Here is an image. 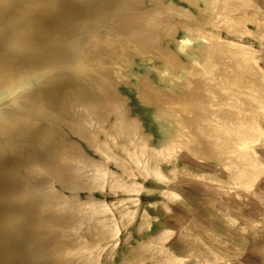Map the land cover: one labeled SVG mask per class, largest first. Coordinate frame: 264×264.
I'll list each match as a JSON object with an SVG mask.
<instances>
[{"label": "rangeland", "instance_id": "rangeland-1", "mask_svg": "<svg viewBox=\"0 0 264 264\" xmlns=\"http://www.w3.org/2000/svg\"><path fill=\"white\" fill-rule=\"evenodd\" d=\"M110 1L107 3L114 6L113 0ZM119 1L123 4V0H118L117 5L121 4ZM142 1L144 3L141 2L140 6L137 7L138 11L147 14V16L148 13L146 12H149L150 16L155 19L153 32L143 34L144 38H148L149 35L155 33V38H153L151 43L149 41H147L148 43L145 42L147 43V49L145 48L144 52L146 55L143 54V56L140 52L133 49L132 39L128 40L130 44H128L127 39H124L127 43H124L123 39H120L121 41L117 43L115 42L116 44L111 43L114 47L118 45L117 49L121 48L120 53L122 52L121 68L117 74L118 78H115V81V74L110 81L114 83L110 86V90L114 91L117 89L114 96L119 97L117 101L121 108L117 101H115L116 105L110 103L111 109L109 105L106 106L108 110L107 108L101 109L102 112L100 111V114L96 113L99 108L94 107L92 108L93 114L105 115L104 121L99 127L90 128L89 124H83L79 127L77 126V129H69L72 126L74 127V125L66 123H72L71 119L67 117L75 112V110H71L70 98L73 99L77 93L75 92L76 94L73 97H71V92L74 90L65 93V90L70 87L69 85H67V88H58L59 90L55 88L56 90H51L54 91L53 93L50 91L47 93L51 94L49 95L51 99L54 98L53 95L61 97L64 94L66 96H62L64 99L61 98L58 103L57 100H52L53 103L51 105L53 104V107L43 109V111H47H44L46 115L50 114L51 116L45 117L40 124L42 125L43 123L44 127H48V124L51 126L54 123L51 126V130H54L56 128L55 124L59 120L57 128H61L63 131L56 128L58 132H55V130V133L51 132V137L58 139L57 135L58 137L61 136L65 142L69 140L79 142L78 144L80 145L78 147L82 148L84 153H87V156L82 159V166L77 170L70 168L71 166L69 167V165L57 168L58 171L54 169L55 173L50 180L47 179L51 175L48 174L49 169L46 168L38 173L40 179L36 173L30 174L31 181L40 184L38 188L36 187L37 189H32L33 198H31L33 200L29 198V201L22 203L24 201L23 197V200L21 198L16 199L17 201H22L24 209L33 202L27 207L32 210L26 211V208L24 212H29L27 215L38 221V215L41 216V214L37 215L39 210L33 209L37 207L35 200L39 198V195L43 196L42 193L44 191L42 192V190L49 188L48 192L51 195H57L56 197L58 198V200L56 197L55 199L51 198V195L45 197V200L49 201L48 205L51 209L57 211H55V214L53 212V214L57 216L59 214L62 218H68L71 215L76 216V219H73V216L66 219L69 224H66L67 221L65 219L63 220L66 223L61 222L60 224L59 221L63 220L58 216L61 218L57 222L58 225L56 227L51 226L46 231L37 228L38 225L33 226V230H39L34 232V234L31 229L32 236L35 235L37 237V234L41 235L42 232H46L43 238L40 235L38 236L37 241H40L37 243L41 245V248L35 249L36 251L27 249L31 243L30 240L21 241L22 248H26L23 250V255L31 256L33 253H43V256L45 255L39 260L40 262L38 261L39 264H51V262L56 264L53 263L54 261L59 262L58 264H182L181 260L172 253V245L166 236L169 232L164 231L165 228L169 227V223H172L171 220L174 217L182 215V205L177 200L178 204L174 205V202H176L175 198L186 193L191 196V200L188 201L189 204L193 203L202 211V198L212 199L208 202L210 207L214 203L215 197L241 201L245 195L252 191L264 192V0H197L196 4L198 6L185 0ZM93 5L91 10H87L86 7L84 11L83 8V11L81 9L76 13L79 16H74L71 18L72 20H69L73 22L72 24H75L76 20H78L77 17H80L79 21L82 17L87 19L86 21L82 19L81 23L77 22V27L81 26L80 28L83 29H81L83 32L78 39L84 37L85 31L92 27L88 26L92 24L95 25H93L95 30L96 27L102 29L98 28L96 30L100 39L101 36L105 38V35L112 32V30L118 34L119 31L117 32V30L120 29L122 31L123 29L119 27L124 20L123 17L128 15L129 12L136 10L130 5L129 8H126L127 11L130 9L128 12L125 10L111 13L117 15L119 12L118 16H120L118 17L116 15L111 16L110 13H101L95 10L97 5L95 4V8ZM153 6L157 10L156 12H154ZM92 7L94 8L93 11ZM94 12L96 13L94 14ZM90 13L97 17L101 16L99 19L102 22L98 23L99 19L94 15L89 16ZM82 14L84 16H81ZM85 15H88L92 20L89 19L88 21V16L85 17ZM105 16L107 17L105 18ZM96 19L98 20L96 21ZM69 21L68 23L70 24L71 22ZM114 21L116 24L118 22V25L114 24ZM106 22L111 23V25H107ZM95 23H98V25ZM147 23H150V21H147ZM115 25L119 28H115ZM195 25L201 28H197ZM192 32L194 34H191ZM183 34L194 38L190 45L184 49L179 48L176 44L177 39ZM190 47L193 51L192 56L197 62L194 61L192 63L191 58L185 55L186 50ZM207 49H211V53L214 52L213 55L210 54L213 57L216 56V59L213 57L211 59H215L218 62H206L203 59ZM166 53L169 56L179 58L177 64L181 67L177 68V65L168 67L166 63L171 64L173 59H166ZM222 55L225 60L223 58L220 59ZM198 59L201 60L199 61ZM222 64L225 67L227 65L225 71L219 66H222ZM105 66L107 67V65ZM218 66L222 71L219 70ZM106 67H104L105 70L109 69V66ZM199 73H202L201 76L203 78L200 75L201 78H198ZM207 73L210 74L206 75ZM204 75L208 77L205 78ZM226 75L230 78L226 77ZM192 79H195V81H192ZM197 79L200 81H196ZM203 79L208 83H204ZM225 81H228V83ZM196 82H201L199 87L201 86L202 90L197 88ZM204 85H207V87L205 86V88ZM19 86L21 85L14 86L11 90L10 87L9 90L4 88L3 90L6 91H0V110L9 106L14 98L19 95L18 91L22 87ZM229 89L233 90H230V92ZM82 90L80 92L84 93L85 90ZM148 92L149 94L146 95ZM247 92L249 93L246 94ZM91 94L93 95L94 93L92 92ZM95 94L97 93L95 92ZM163 94L166 95L164 96ZM9 95L11 98H9ZM160 95H163L164 98H161ZM174 96L177 97L174 104L177 105L178 100H181V98L183 99V104L179 102L182 105L178 104L172 107L173 100L170 103L169 101L172 97L175 100ZM4 97L6 98L5 102L9 101L10 103L3 104L5 103L3 102L5 100ZM46 97L47 100L50 99L48 96ZM165 97L171 98L167 99L169 101L166 102ZM65 98L67 102L70 100V104H66ZM159 98L163 101L161 102ZM64 100L65 102L62 103L61 101ZM164 102L170 104L169 108ZM61 105L65 106L66 109L62 108L63 106ZM116 106L120 109L118 110ZM57 109L58 112H56ZM112 109L114 111L117 109L115 114ZM50 112H53L54 117ZM119 112L125 119L124 127L127 125L124 132L122 130L123 135L121 132L119 133L121 131L119 129L120 120L117 119L118 125L115 123V115L119 116ZM61 114L62 116H59ZM56 115H58L57 118L59 119L51 120L52 117L56 118ZM80 115H83V113L80 112L78 116ZM60 120L66 124H63ZM175 121H177V124ZM173 127H175V131ZM53 134H55V137ZM86 136H91L92 139L87 142L83 141ZM36 144L40 145L41 143L36 142ZM42 144L43 146H41H45V149L51 147L50 142H42ZM48 150L52 151V149ZM241 156L242 158H240ZM26 159L25 163L27 164L29 159L28 157ZM29 161L32 162L31 160ZM247 164L249 165L246 166ZM22 170L24 171V167L21 166L18 175L26 172V169L24 172ZM229 170L232 172H229ZM28 172L24 174L25 176L22 174V177L17 178V182L18 180L19 182L25 180ZM44 181L47 183L45 184ZM20 183L26 185L24 181ZM72 183L73 185H71ZM37 193L39 195H36ZM261 195L255 197L254 200L257 207L264 208V195ZM50 198L53 200V202L51 200V204L50 200H47ZM61 199L65 201L62 202ZM13 203L15 202L13 201ZM53 203L59 204L57 205L58 208H55L56 205ZM52 204L54 205L53 207ZM31 206L32 208H30ZM60 206L61 208H59ZM48 207L43 208L44 211L47 210L46 213L50 212ZM72 208L74 211L71 210ZM212 208L215 210V207ZM67 211L69 212L67 213ZM46 213L42 212V215L48 220L50 217V221L55 217ZM77 215H80V219H77L79 217ZM179 223H181L180 220ZM182 226L180 227L182 228ZM71 228L73 230L79 229L77 232L75 230L76 234L84 237L81 238L76 234L74 236L73 233L75 232ZM50 230H55L57 233ZM58 230H61V233ZM62 231H66L69 236ZM70 231L72 233H69ZM15 234L21 236L23 232L16 231ZM46 235H48V242L52 243L46 242ZM35 237L34 239L36 240L37 238ZM44 238V245L50 244L49 247H51L49 250L47 248V253L45 249L48 245L44 250L42 249L44 248ZM67 240L71 242V247ZM52 248L53 250L50 252ZM70 258L73 259L70 260ZM63 259L65 260L63 261ZM16 264L21 263L16 262ZM185 264H202V259Z\"/></svg>", "mask_w": 264, "mask_h": 264}, {"label": "bare ground", "instance_id": "bare-ground-1", "mask_svg": "<svg viewBox=\"0 0 264 264\" xmlns=\"http://www.w3.org/2000/svg\"><path fill=\"white\" fill-rule=\"evenodd\" d=\"M108 1H110V0H107V1L106 0H0V91L3 92L6 90H9L10 87H11L10 88V90H11L14 86H18V85L22 86V87L19 86V87H21L20 89L17 88V89H19V91H18L19 95L18 96L15 95L17 97H15L16 99L14 98V100L11 103L9 101L5 102L6 96L4 97L5 100L3 102H5V103H3V104H7L9 102L10 105L7 107H4L3 109L0 110V264H16V262H20L21 264H36V263H38V261L41 260L45 255L43 256V253H41V254L40 253H33V255H31V256L30 255H23L22 254L23 250H25L26 248H22L21 241L23 242L27 239L31 241L30 245L27 248L28 250L32 251L35 249H40L41 245L39 243H37L40 241V240L37 241L38 236L40 234L36 233L38 235V236L36 235L37 237H35V235H33L35 238H37L35 240L31 234V231L33 230L32 227L35 225H38L37 228H39L42 231H46L47 228H49L51 226L56 227L58 225L57 222L59 221V219L61 220V218H62L61 216H59V214H58V216L61 218H59L57 215H54L57 211L55 210L56 211L55 212L54 209L52 210L51 207L48 205L49 201L47 202L45 200V197H47V195L48 196L51 195L50 192H48V189H49L48 187H44V188H48V189H44V188H43L44 190L41 189L42 192L44 191V193H42L43 196H40L38 193L36 194V195H39L38 196L39 198H37L35 200L36 206L38 208L34 207L33 209L36 208V210H39V212H37V215L41 214V216L38 215L39 220L35 221L34 218L32 219L30 216L27 215L29 212L28 213L24 212V210L28 206H30L33 202L30 205L26 206L25 209L23 208L22 203L29 201L28 199L32 197V189L35 190L34 188H36V187L38 188V186H40V184H38V182L31 181L30 174L32 175V174L36 173V175H38V173L40 171H42L46 168V169H49L48 174H50L51 176H49L47 179L50 180V178L53 177L55 170L58 171L57 168H62V167H64L63 165H69V167L71 166L70 168H75V170L79 169L82 166V159H84L87 156V153L86 152L84 153L82 148L78 147V145H80V144H78L79 142L78 143L75 141L73 142V140L72 141L69 140L70 142L69 141L65 142V141H63L64 139H62L61 136L58 137L57 135H56V137L58 139L51 137L52 133H55L56 131L58 132V130L61 129V128H59V129L57 128L58 127L57 124H59L58 123L59 120H57V119H59V118H57L58 115H56V118H53L54 114H55L54 108H53L54 114H53V112H50L53 114L52 115L53 119L51 118V120H53V121H54V119L57 120V124H55V127L58 130H56V128L54 129L55 132H54V130H51L52 129L51 126H53L54 123H53V125L51 124V126H50V124H48L49 125L48 127H46V126L44 127L43 123H42V125L40 124L41 121L44 120L45 117L48 118L51 116L50 114L46 115L44 113L45 110L43 111V109L47 108V107L48 108L53 107L52 106L53 104L51 105V103H53L52 100H54V101L57 100V103H58V101L61 100L62 96L63 97L66 96L64 94L62 96L57 94L58 96H61V97H57L56 95H55L56 96L55 97L53 95L54 98L51 99L49 97V95H51V94H47L48 91L53 93L54 91H51L52 89L56 90L55 88L61 89L63 87L67 88V85H69L70 86V87H68L69 90L68 89L65 90L66 91L65 93H67V91L69 92L70 90H74L73 92H71L72 94L70 93L72 95L71 97H73V95H75L77 93V95H75V97H73V99L70 98L71 101L69 100L71 105H72L71 110L72 109L75 110L74 113H71L70 116L67 117L68 119L69 118L71 119L72 123L65 121L67 124L70 123V124L74 125V127L73 126L70 128L68 127L69 129H73V128L77 129L80 125H83V124H89L90 128H97V127H99L100 124H102V121H104V118H105V115L103 116L102 113H101V115L103 117L99 116V114H100L99 112L101 111V109H106L107 105H109V108H110V103L115 104L116 103L115 101H117L119 99V97L117 98L116 96H114V94H116L117 89L114 90L115 93H114V91L110 90V88H111L110 86L113 83L110 81L112 79V76H114L115 74H116V77H114V79L118 78L117 74L119 73L120 68H121L120 65H121V59H122V57H121L122 52L120 53L121 48L120 49L118 48L119 50L117 49L118 45H115L117 47H114V45L112 46V44H114L115 42L117 43L118 41H121L122 39H123L122 41H124V39H127V41L132 39L131 41L134 44L133 49L140 52L143 55V54H145L144 52L147 49V47H146V44L148 43L147 41H149L151 43V41H153V38H155V33H153L152 35H149L148 38L143 37L144 33L153 32L154 25H155L154 24L155 19H154V17L150 16L149 12H146V13H148V16H147V14L142 13V12L140 13L138 11L137 7L140 6L141 2H143L142 0H123V4H122V2L119 1L121 3L119 5H117L118 0L117 1L113 0L114 6L107 3ZM124 1H126L127 3L126 2L124 3ZM129 1H131V2L129 3ZM185 1H187L188 3H192L193 5H197L196 4L197 0H185ZM95 4L97 5V9H95V10H97L101 13H104V14H106V13L111 14V13H115L116 11H121V12H123L125 10L127 11L126 8H129L130 5L133 8H135L136 10H133L134 12H131V13L129 12L128 15L123 17L124 20L119 25V27L123 28L122 29L123 32L120 29L117 30L119 28L118 26H116V25H118V22L116 24V22L114 21L115 22L114 24H116L115 28L118 27L116 30H117V32L119 31V33L117 34L116 31H114V30H112V32H110L111 31L110 30L109 31L110 33L106 34L105 38H104V36L103 37L101 36V39H100L96 33V30H98V28L100 29V27H98V28L96 27V30H95V27H94L95 25L92 24V25L88 26V27H90V26H92V27H90L87 31H85L86 36L84 33V37L82 36L83 37L82 39H78V37L81 36V33L83 31H81V29H82V28H80L81 26L77 27V22L81 23L82 19H84L85 21L87 19L82 17V19L79 21L80 17H77L78 20H76V17H75L76 22L73 19L75 24H72L73 22H71L69 20H72L71 18H73L74 16H77L78 14H76V13H78L81 9L83 11V8H84V11H85L86 7H87V10H91L92 5L95 8L96 7ZM93 7H92V11L94 10ZM149 9H151V8H149ZM154 9H155V7H154ZM156 11L157 10L155 9L154 12H156ZM95 13L96 12H94V14ZM110 14H108V15H110ZM118 14H119V12H118ZM118 14L117 15L114 14V15L118 16ZM90 15H91V13L89 14V16ZM93 15H91V16H93ZM100 15H103V14H100ZM114 15L111 14V16H114ZM122 15H125V14H122ZM81 16H84V14H82ZM87 16L88 15H85V17H87ZM89 16L87 17L88 21L90 19ZM94 16H96V15H94ZM100 17L101 16H99L97 18L99 19ZM106 17L107 16H105V18ZM91 18H93V17H91ZM105 18H104V20H105ZM113 18H112V21H113ZM144 18L147 20H145ZM98 19H96V21ZM101 19H103V18H101ZM90 20H92V19H90ZM118 20H119V18H118ZM68 21L71 22L70 23L71 25L68 23ZM105 21L108 22V20H105ZM147 21L148 22L150 21V23H147ZM100 22H102V21H100V19H99L98 23H100ZM98 23L97 24L95 23V24L98 25ZM108 24L109 23H107V25ZM99 25H101V24H99ZM109 25H111V23ZM83 26H84V24H83ZM195 26L197 27V25H195ZM104 27H105V25H104ZM105 28L107 29V27H105ZM199 28H201V27H199ZM111 29H112V27H111ZM100 30H102V29H100ZM191 34H194V33L192 32ZM193 40H194L193 36L183 34L182 36H180L177 39L176 44L179 48L184 49L185 47L190 45V43ZM145 42H147V43H145ZM124 43H127V42L124 41ZM128 44H130L129 41H128ZM123 46H125V45H123ZM199 48L201 49V47H199ZM200 51L202 52V50H200ZM211 51H212L211 49H207L206 54L203 57V59L206 62L212 61V63H214V62L216 63V61H217V60H215L216 56L215 57L211 56V54L213 55V53H214V52L211 53ZM192 54H193V51L191 50V47H190V48H188V50H186L185 55L190 57L191 62L193 63L195 60H194V56H192ZM208 54H210V55H208ZM199 55H201V54H199ZM165 57H166V59H173V62H171V64L166 63V65L168 67H174L176 65H177L176 66L177 68L181 67L180 65L178 66V64H177L179 58H176L174 56H169L167 53L165 54ZM212 57L215 59L214 60L211 59ZM130 58L132 59V57H130ZM221 58H223V55H222V57H220V59ZM162 62H164V61H162ZM195 62H197V61H195ZM203 63H205V62H203ZM223 63L226 64L225 62H223ZM187 64H188V62H187ZM105 65H107V67L109 66L108 67L109 69L105 70V68H104V67H106ZM219 66L224 71H225V68L227 67V65L225 67V65H223V64H222V66L221 65H219ZM219 66H218V68H219ZM228 68H229V66H228ZM211 69L213 70V68H211ZM221 69L219 68V70H221ZM122 70H124V69L122 68ZM226 70H228V69H226ZM232 71H230V72H232ZM210 73H207L206 75H208ZM120 74H122V73L120 72ZM199 75L201 76L202 73L198 74V78L200 77ZM221 75H222V73H221ZM232 76H231V78H232ZM194 77H197V76H194ZM204 77H205V75H204ZM207 77H205V78H207ZM226 77H228V76L226 75ZM228 78H230V77H228ZM204 79H203V81H204ZM198 80L199 79H197L196 81H198ZM224 80H225V78H224ZM229 80L231 81V79H229ZM115 81H116V79H115ZM192 81H195V79H192ZM206 82L204 81V83H206ZM225 82L228 83V81H225ZM200 84H201V82L197 83V85H196L197 88L201 87V86L199 87ZM207 85H204V87L205 86L207 87ZM112 87H114V86H112ZM4 88H7V89L3 90ZM197 88L195 87V89H197ZM82 89L85 90L84 93L80 92V90H82ZM200 89L202 90V88H200ZM200 89H198V90H200ZM225 90H226V86H225ZM230 90H233V89H229V91ZM60 91H62V90H60ZM88 91H90V92L88 93ZM92 92L94 93L93 95L91 94ZM95 92L97 94H95ZM149 92L146 95H148ZM248 93L249 92H247L246 94H248ZM10 95H9V98H11ZM96 95H98V96L94 97ZM163 95L162 96L160 95L161 98H164ZM46 96H48L51 100L50 99L47 100ZM117 96H119V94H117ZM7 97H8V95H7ZM174 97H175V100L173 99V97L172 98L171 97H165L166 102H168L169 100L167 101V99H170V98L171 99H170L169 103L171 102V100H173V104H171L172 107H174L173 105H176V104H174V101H176L177 97L176 96H174ZM66 98L68 99V97H66ZM66 98H65V100H66ZM161 98H159L160 101H161ZM62 99H64V98H62ZM178 99H179V97H178ZM65 100L61 101V102L64 103ZM102 100H103V102H102ZM179 100H178V104H180L179 102H181L183 104V102H182L183 99L181 98V100L180 101ZM0 101H1V99H0ZM69 101L67 102V100H66V104L67 103L70 104ZM166 102H164V104L165 105L167 104L166 106H168V108H169L170 104H168ZM117 104H119L118 101H117ZM161 104H163V103H161ZM182 104H180V105H182ZM63 105H61V106H63ZM149 105H151V104H149ZM57 106H58V104H57ZM57 106H56V108H57ZM94 107L99 108L98 111L96 112L99 114H96V113L93 114L92 113V108H94ZM113 107H115V106L113 105ZM119 107H120V104H119ZM62 108H65V106H63ZM120 108H118V110ZM61 110H63V109H61ZM107 110H108V108H107ZM115 111H117V109ZM115 111L113 110L112 112H114V114H115ZM45 112H47V111H45ZM56 112H58V109L56 110ZM61 112H64V111H61ZM80 112L83 113V115L78 116V114H80ZM104 112H105V110H104ZM116 113H118V112H116ZM66 114H64V115H66ZM119 114H120V112H119ZM67 115H69V114H67ZM59 116H62V114ZM115 119H116V121H115L116 125L119 124V123L117 124V122H118L117 119L120 120V123L122 124V125L119 124V127H120L119 129L121 130V131H119V133L121 132V134H122L125 130V127L127 126L126 125L124 127L125 119L122 116V114H120L119 116L115 115ZM46 121H47V119H46ZM60 122L63 123L62 120H60ZM175 122L177 124V121H175ZM49 123H51V122H49ZM66 123H63V124H66ZM116 127H118V126H116ZM173 129L175 131V127H173ZM122 130H123V132H122ZM72 132H73V130H72ZM53 135L55 137V134H53ZM47 137H49V138L47 139ZM78 138H80V137H78ZM84 139L85 140H83V141L87 142V141H90L92 139V137L86 136ZM36 142H40L41 144L38 145L39 143L36 144ZM42 142L43 143L50 142L51 147L48 145L50 147L48 149H52V151L45 149L44 148L45 146L42 147L43 146ZM182 146H184V145H182ZM46 148H47V146H46ZM27 157L29 160L32 161V162H30L28 160L27 162L30 164L32 163V165L25 163L26 162L25 160H27L26 159ZM240 158H242V156ZM238 161L240 162V160H238ZM246 162H247V160H246ZM248 165L249 164H247L246 166H248ZM21 166L24 167V171H25V169H26V172L29 171L27 173L28 175L25 177V180H23L26 185L20 183L23 181L19 182V180H18V182H17V178L22 177V174H23V176H25L24 174H26V172H25V173L18 175L19 174V168ZM238 167H239V165H238ZM247 169H249V168H247ZM246 171H248V170H246ZM229 172H232V171L229 170ZM38 176L40 179V175H38ZM65 178H67V176H65ZM71 178H70V180H71ZM42 181H40V182H42ZM46 183L47 182H45V184ZM45 184H44V186H45ZM71 185H73V183ZM51 187H52V185H51ZM53 195L54 194H52L50 197L55 199V197L57 195H54V197H52ZM22 197L24 198L23 202L16 200L17 198H21L23 200ZM34 198H35V196H34ZM51 198L47 199V200H50V204L53 202V200ZM56 199L58 200L57 197H56ZM62 199H61V201L64 202L65 200L63 201ZM51 200H52V202H51ZM13 201L15 203H13ZM54 202H55V200H54ZM58 202H60V201H58ZM53 204H55V203H53ZM53 204H52V207L54 206ZM57 205H59V204H57ZM57 205L55 206V208L57 207ZM45 207H48V211L50 209L49 213H46V211H47L46 209H45L46 211H44L43 208H45ZM30 208H32V206ZM59 208H61V206ZM80 209H79V211H80ZM27 210H29V209L27 208L26 211ZM31 210H29V211H31ZM71 210L74 211L73 208ZM79 211H77V212H79ZM42 212H45L47 215L49 214L50 216L53 215V217L57 216L58 219L56 220L57 217L56 218L54 217L50 221L51 218L49 217V220L46 219V217L44 218V216L42 215ZM53 212H54V214H53ZM68 212L69 211H67V213ZM86 212H84V213H86ZM88 212H89V210H88ZM31 213H30V215H31ZM50 213H52V214H50ZM60 213L63 215L62 212H60ZM73 213H75V212H73ZM35 215H36V213H35ZM80 215H82V214H80ZM80 215H77V216H79V217H77V219L78 218L80 219ZM71 216H73V215H71ZM71 216L68 218H71ZM16 217H18V218H16ZM68 218L67 217L62 218V220L63 219L66 220ZM81 218H82V216H81ZM73 219H76V216L75 217L73 216ZM69 220H71V219H69ZM66 221H67V223L64 220L59 221V223L61 224V222L62 223L65 222L66 224H69V221L68 220H66ZM70 225H71V223H70ZM60 228H61V226H60ZM39 229H36V230L38 231ZM71 229L73 232H75V230H76V232L79 230V229L73 230V228H71ZM55 230H52V231H55ZM16 231H21V232H23V234L21 236H18L15 234ZM37 231L33 230L32 233L37 232ZM58 231L61 233V230H58ZM66 231L68 232V230H66ZM66 231H62V232L66 233ZM76 232L73 233L74 236H75ZM45 233L42 232L40 237L42 236V238H43V235ZM64 233H62V234H64ZM69 233H72V232L70 231ZM82 233H83V231H82ZM66 235H68V234L66 233ZM47 236L48 235H46V237ZM71 236H73V235H71ZM77 236H80V235H77ZM82 237H84V236H82ZM45 238H44L43 245L45 244ZM74 238H77V237H74ZM47 239H48V237L46 238V240ZM48 240L46 241L47 243H52V242H48ZM69 240H70V238H69ZM69 240H67V242L71 247L72 244H71V242H69ZM42 241H43V239H42ZM71 241H73V239H71ZM78 241H80V240L78 239ZM36 243L39 244L40 246L37 245ZM41 244H42V242H41ZM47 245L48 244H46V246ZM49 245L47 247L44 245L43 246L44 248H42L44 250L46 247V249H45L46 253L51 248V247H49ZM62 245H63V243H62ZM38 246H39V248H37ZM47 248H48V250H47ZM52 250H53V248L50 250V252H52ZM62 250H63V248H62ZM62 250H60V251H62ZM68 253H70V252L68 251ZM73 253H75V252L73 251ZM35 254H37V255H35ZM75 254H74V256H75ZM67 256H65V257H67ZM72 259L73 258H70V260H72ZM64 260L65 259H63V261ZM68 261H69V259H68ZM53 263L58 264L59 262L54 261ZM51 264H52V262H51Z\"/></svg>", "mask_w": 264, "mask_h": 264}, {"label": "crops", "instance_id": "crops-1", "mask_svg": "<svg viewBox=\"0 0 264 264\" xmlns=\"http://www.w3.org/2000/svg\"><path fill=\"white\" fill-rule=\"evenodd\" d=\"M260 195L264 192L252 191L241 201L215 197L210 207L212 199L202 198V211L189 204L191 196L179 195L182 215L164 229L173 255L182 264L201 259L202 264H264V208L254 200Z\"/></svg>", "mask_w": 264, "mask_h": 264}]
</instances>
